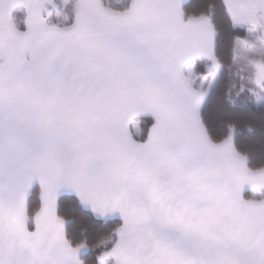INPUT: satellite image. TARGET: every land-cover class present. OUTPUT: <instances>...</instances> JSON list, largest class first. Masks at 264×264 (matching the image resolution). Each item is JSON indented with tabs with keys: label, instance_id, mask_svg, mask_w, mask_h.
<instances>
[{
	"label": "snow or ice",
	"instance_id": "obj_1",
	"mask_svg": "<svg viewBox=\"0 0 264 264\" xmlns=\"http://www.w3.org/2000/svg\"><path fill=\"white\" fill-rule=\"evenodd\" d=\"M0 264H264V0H0Z\"/></svg>",
	"mask_w": 264,
	"mask_h": 264
},
{
	"label": "trees",
	"instance_id": "obj_2",
	"mask_svg": "<svg viewBox=\"0 0 264 264\" xmlns=\"http://www.w3.org/2000/svg\"><path fill=\"white\" fill-rule=\"evenodd\" d=\"M241 111H246L245 109H243V106L241 108ZM118 219H114V220H109V221H101L100 223H98L97 227H98V233L94 234V238L95 235H104L107 234L108 231L111 230V228H113L115 226L116 223H118Z\"/></svg>",
	"mask_w": 264,
	"mask_h": 264
},
{
	"label": "crops",
	"instance_id": "obj_3",
	"mask_svg": "<svg viewBox=\"0 0 264 264\" xmlns=\"http://www.w3.org/2000/svg\"><path fill=\"white\" fill-rule=\"evenodd\" d=\"M118 219V218H117ZM112 220H114V219H112Z\"/></svg>",
	"mask_w": 264,
	"mask_h": 264
}]
</instances>
